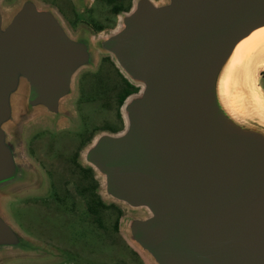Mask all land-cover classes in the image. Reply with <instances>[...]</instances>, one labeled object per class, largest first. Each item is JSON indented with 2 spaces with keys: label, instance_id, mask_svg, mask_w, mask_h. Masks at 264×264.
<instances>
[{
  "label": "water",
  "instance_id": "water-1",
  "mask_svg": "<svg viewBox=\"0 0 264 264\" xmlns=\"http://www.w3.org/2000/svg\"><path fill=\"white\" fill-rule=\"evenodd\" d=\"M1 3L0 192L31 182L7 133L18 105L58 117L98 51L138 88L121 105L123 129L84 153L107 198L146 214L128 219L130 244L152 264H264V129L225 107L229 65L264 28V0H135L94 44L34 0L12 13ZM31 250L0 213V259Z\"/></svg>",
  "mask_w": 264,
  "mask_h": 264
},
{
  "label": "rangeland",
  "instance_id": "rangeland-1",
  "mask_svg": "<svg viewBox=\"0 0 264 264\" xmlns=\"http://www.w3.org/2000/svg\"><path fill=\"white\" fill-rule=\"evenodd\" d=\"M22 1L2 0V11L12 13ZM34 1L39 8H48L53 11L64 26H67L60 14L61 12L65 13L67 18L74 23L73 29L68 30L69 34L72 37L85 35L92 44L107 36L120 25L121 15L118 18L108 16V8L96 0ZM72 10L77 12L76 16L72 14ZM105 21H108V24L101 32L94 33L87 26ZM110 63L115 65L110 56L98 51L94 52L92 65L81 69L74 76L72 92L61 102L58 117L39 112L30 113L23 104L18 105L17 118L7 127V133L16 146L18 159L24 164L25 173L31 177V182L19 181L15 185L13 184L12 188L14 189L11 192H0V213L24 237L39 246L40 251H25L14 257L7 255L3 260L0 259L1 264H152L147 257L130 244L127 230L128 219L143 217L146 214L107 198L102 188L101 177L97 172L94 171V174L99 182L98 194L101 200L106 204H114L121 210L117 229H113L118 217L116 210L102 214L101 225H96L90 221V217H87L83 202L78 201L73 206L59 207L48 198L51 197V192L48 193L51 180L45 172L49 162L48 151L43 143L38 141L44 139V135L48 132L47 128L52 131L63 128L74 129L77 127L78 129L81 119L85 118L89 121L91 128H100L106 123L115 127L120 126L117 118L119 105L116 104V99L118 98L117 88L121 81L116 72V65L113 66ZM263 67L264 46L256 56L240 64V69L233 74V79H231L233 82L229 83L230 86L228 84V89H226L229 93L226 94L228 98L234 97L242 91L241 72L244 73L245 85L254 83L258 76L260 85L264 86ZM97 75L101 77V80H108V88L99 92L95 90V92L92 88L83 87L82 80L84 78H89L94 85L93 79ZM235 79L236 82L238 81L237 84ZM113 85L114 90H112ZM97 95L100 96V101H104V104L109 106V110L106 109V106H98L95 101L98 99L95 97ZM39 134L41 135L34 142L35 146L30 149L29 144L35 139L34 136ZM92 134V140H94L100 131L93 130ZM89 145L87 144L80 154L81 163L84 166H87L84 153ZM29 150L32 152L30 153ZM54 166L56 170L53 174V182L54 179L58 182V179L61 178L56 187L57 191L61 195L64 194L66 188L72 191L73 187L77 185V177L72 176L69 171L71 168L63 161H59ZM50 184L53 183L50 182ZM39 197L47 198L45 204L36 199ZM69 215H76L78 218ZM70 220L73 222L70 223ZM72 234L78 237L75 243H71ZM63 251H70L73 254Z\"/></svg>",
  "mask_w": 264,
  "mask_h": 264
},
{
  "label": "flooded vegetation",
  "instance_id": "flooded-vegetation-1",
  "mask_svg": "<svg viewBox=\"0 0 264 264\" xmlns=\"http://www.w3.org/2000/svg\"><path fill=\"white\" fill-rule=\"evenodd\" d=\"M96 1L108 8V14H109L108 16L112 18H118L120 15L128 13L131 10L135 0H96ZM60 14L62 16V19L66 22L67 26H64L66 30L67 31L72 30L74 23L71 22L69 18H67L65 13L61 12ZM72 14L76 16L77 12H74V10H72ZM107 24L108 21H105L104 23H99V24L95 22V24L92 23L87 26L92 32L97 33L103 31ZM111 65L115 66L113 63ZM116 72L117 75H119L121 81L119 88H117L118 98L116 99V104L119 105L117 118L119 120L120 128L115 127L109 123L102 125L100 128L98 127L91 128L89 121L85 118V119H81V123L79 124L78 129L76 127L74 129L63 128L60 130L52 131L49 128H47L48 132L44 135L45 137L43 140H38V137L41 135L39 134L37 136H34L35 139L32 141V143L29 144V148L33 149V147L35 146L34 142L38 140L43 143V146H45L46 150L48 151L47 158L49 162L47 164L48 166L46 167L45 172L47 173L49 179L51 180L50 182L53 183L52 185H54L52 186L49 182L48 193L51 192V197H48L49 200H51L59 207H63L66 205L73 206L78 201L83 202L86 207L87 217H90L91 218L90 221L96 225H101V215L108 211L116 210L118 214L117 219L119 220V217L121 215V210L118 209L114 204H106L101 200L98 194L99 182L96 175L94 174V170L88 164L87 166H84L81 163L80 154L82 149H84V147H86L87 144L89 145V143L93 141L92 140L93 130L100 131V133L113 134L119 132L124 127V120L121 114V105L124 100L122 101V103H120V100L121 97L125 95L127 92H131V88L127 84V82L129 81L122 75V73L118 70V68H116ZM93 80H94V85L89 78L87 77L84 78V80H82L83 87L86 89L92 88L94 89V91L96 90L98 92L108 88L107 85L109 83L108 80H101V77L98 75ZM113 87L114 85L112 86V90H114ZM95 97H98V99L95 100L98 103V106L100 107L106 106L107 110L110 109L108 105L104 104V101H100L99 95ZM39 132L41 133L42 131ZM29 152L31 153L32 150H29ZM59 161H63V163L67 164L71 168V170L69 171L70 173H72V176L77 177V185L73 187L72 191L66 188L69 192L65 189L63 195H61L60 192H58L56 189L57 185H59V181L61 180V178L58 179V182H56L55 179L54 182L56 183L53 182V178H54L53 174L56 170L54 164L58 163ZM36 199L41 200L43 202L42 204H45V201L47 200L46 197H39ZM69 216L77 217L76 215H69ZM69 222L72 223L73 220H70ZM113 229H117L115 228V223L113 225ZM77 238H78L77 235L74 236L72 234L71 243H75ZM63 252L68 254H73L70 251H63Z\"/></svg>",
  "mask_w": 264,
  "mask_h": 264
},
{
  "label": "clouds",
  "instance_id": "clouds-1",
  "mask_svg": "<svg viewBox=\"0 0 264 264\" xmlns=\"http://www.w3.org/2000/svg\"><path fill=\"white\" fill-rule=\"evenodd\" d=\"M244 73L241 72V89L225 105L229 117L241 127L264 129V86L259 77L251 85L244 84Z\"/></svg>",
  "mask_w": 264,
  "mask_h": 264
},
{
  "label": "bare ground",
  "instance_id": "bare-ground-1",
  "mask_svg": "<svg viewBox=\"0 0 264 264\" xmlns=\"http://www.w3.org/2000/svg\"><path fill=\"white\" fill-rule=\"evenodd\" d=\"M263 46H264V28H262V29H260V30H258L256 32H254L252 35H250L247 39H245L244 41H242L236 47V50L234 52V55L232 57V62H231L233 71L236 72L238 69H240L239 68L240 64H243L244 62H246V61L252 59L254 56H256L257 53H258V51ZM234 57H235V61L233 59ZM232 79H233V77H232ZM235 82H236V79H235ZM237 82H236V84H237ZM229 86H230V84H229ZM230 90H231V88H230Z\"/></svg>",
  "mask_w": 264,
  "mask_h": 264
},
{
  "label": "trees",
  "instance_id": "trees-1",
  "mask_svg": "<svg viewBox=\"0 0 264 264\" xmlns=\"http://www.w3.org/2000/svg\"><path fill=\"white\" fill-rule=\"evenodd\" d=\"M127 84H128L129 87L131 88V92H127L125 95H123V96L121 97L120 103H122V101H123L127 96H129L130 94H133V93H135V92L138 91V88H137L136 86H134L133 84H131V83H129V82H127ZM117 226H118V219H116V222H115V228H117Z\"/></svg>",
  "mask_w": 264,
  "mask_h": 264
},
{
  "label": "snow or ice",
  "instance_id": "snow-or-ice-1",
  "mask_svg": "<svg viewBox=\"0 0 264 264\" xmlns=\"http://www.w3.org/2000/svg\"><path fill=\"white\" fill-rule=\"evenodd\" d=\"M233 59H234V61H235V57H234ZM231 67H232V65L230 64V65H229V69H230ZM222 83H223V81H222Z\"/></svg>",
  "mask_w": 264,
  "mask_h": 264
}]
</instances>
